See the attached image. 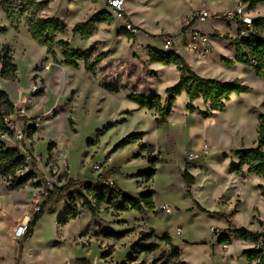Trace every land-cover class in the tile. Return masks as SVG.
I'll use <instances>...</instances> for the list:
<instances>
[{
    "label": "rangeland",
    "instance_id": "1",
    "mask_svg": "<svg viewBox=\"0 0 264 264\" xmlns=\"http://www.w3.org/2000/svg\"><path fill=\"white\" fill-rule=\"evenodd\" d=\"M125 1L127 18L131 17L134 24L144 29V36L127 38L116 21L112 25L97 26L95 34L86 41L74 36L72 30L76 25L97 13H107V0L97 4L85 0H55L48 11L42 13V17L59 20L68 28L67 34L56 41L66 40L74 49L81 47L83 52L96 50L106 54L92 75L84 71L82 64L78 70L61 65L63 58L59 49L55 51V63L47 49L31 38L24 25L12 28L0 0V26L6 28L0 35V46L10 48L17 68L13 81L0 78V89L7 93L15 107L24 102L22 107L26 111L24 116L12 117L16 130L23 131L24 139L16 140L13 134L2 140L7 147L19 149L31 158L19 175L31 173L36 177L14 192L0 177V264L16 262L18 246L23 240L12 239L11 242L6 235L7 224L11 223L10 234L12 228L27 217L31 219L37 207L44 206L49 191L63 188L68 179L96 184L103 173L113 169L118 173L109 178L126 195L138 198L140 191L154 190L156 211L117 212L105 204H94L96 216H92L78 197L80 193L86 194L77 188L69 194L80 215L76 220L61 224L60 220L66 215L64 202L69 198L68 193L58 194L24 244L25 264H58L66 262L70 255L89 264H175L169 247L163 242L168 236L174 240L184 264H259L244 256L253 245L226 233L223 228L228 225L222 216L230 217L233 222L235 207L242 204L239 199L233 200L234 195H241L246 203L235 215L236 221L248 224L254 208H259V216L254 217L253 224L262 231L264 181L259 182V198L239 179L242 189L227 186L229 182L220 186L228 191L205 188L206 180L201 181L202 177L212 179L208 173H215L218 182L228 179L232 169L237 167V164L232 167L235 152L257 147L258 119L264 115V81L256 77L252 69L235 62L236 23L214 18L244 0ZM249 5L246 3V7ZM202 9H209L212 18L194 25V29L210 38V50L206 52L200 43L193 44L190 26H187L190 14ZM251 15L254 19L264 17V3L252 9ZM259 33L264 36L263 31ZM166 37L173 41L170 50L164 48ZM150 50L183 57L202 78L238 81L252 91L234 97L223 113L210 114L202 103H196L202 113L210 114L208 120L199 112L190 114L183 95L176 101L171 116L158 123L156 111L141 109L131 98L137 95L150 100L159 96L162 106L167 108L165 92L178 83L179 72L176 67L151 62ZM226 60L235 63L230 65ZM34 88L40 92L34 94ZM30 123L33 126L27 128ZM132 133H141L143 137L115 149ZM144 141L150 143L149 146L144 144L146 150L141 149ZM200 142L208 145V155L201 162L186 161V152L205 153L194 148ZM151 159L160 163L156 176L148 181L144 174L151 169ZM96 165L101 166L98 173L94 170ZM183 165L197 172L191 188L182 179ZM107 169L110 170L106 172ZM223 194L227 200L223 198L218 203L219 211L212 212L217 198ZM88 201L93 203L91 198ZM192 201L197 209H192ZM166 204L174 207V214L161 212L160 208ZM179 229L182 235L178 234ZM150 231L155 237L136 248L141 235ZM225 239L229 242L223 243ZM186 240L199 243L187 245ZM146 245H153L155 250L142 252ZM20 264H24L23 260Z\"/></svg>",
    "mask_w": 264,
    "mask_h": 264
},
{
    "label": "trees",
    "instance_id": "2",
    "mask_svg": "<svg viewBox=\"0 0 264 264\" xmlns=\"http://www.w3.org/2000/svg\"><path fill=\"white\" fill-rule=\"evenodd\" d=\"M55 0H1V6L6 13L7 19L12 28L18 29L24 25L31 36L40 46L47 49V54L51 56L55 63L57 49L60 50L63 58L61 65L78 70L80 65L86 73L94 75L98 66L105 60L106 54L99 53L93 50L90 53L74 49L66 40L56 41L58 37H63L67 34L68 28L59 20L44 18L42 13L48 11L49 6ZM97 4L100 0H85ZM250 4L251 10L259 4L264 3V0H244ZM113 18L108 13H97L87 19L84 23L76 25L72 34L79 36L82 41L90 39L96 32L99 25H112ZM259 31L264 32V17L255 18L253 32L245 38H237L234 43L236 48L235 62L250 68L255 73L256 77L264 81V36ZM6 32V28L0 26V35ZM127 38H132L127 32ZM133 39V38H132ZM150 61L160 63L166 67H176L179 72V81L172 87L166 89L167 108L162 106V100L159 96H153L150 100L135 95L131 101L137 104L141 109L148 111H156L159 114V123L161 120H166L172 114L175 103L178 98L186 94L188 99L187 110L190 114L199 112L204 120H208L210 114L223 113L228 107V104L236 96H241L250 93V87L239 84L238 81L225 82L213 79H206L196 74L187 63V61L176 54L165 55L158 51L150 50ZM233 60H226V63L234 65ZM17 68L13 63L10 48L8 46H0V78L4 81H13L16 78ZM111 92H114L110 90ZM197 101H202V105L210 114L202 113L195 106ZM14 103L4 91L0 89V177L8 182L10 191H17L26 186L36 177L29 173L28 175H19L27 168V157L20 152L19 149L9 148L5 145L2 137L12 136V131L8 128L5 120L14 114ZM257 147L250 149H241L235 152L238 158V166L233 170L237 175L243 173L247 169L249 175L261 178L264 181V115L258 119L257 128ZM143 134H129L121 142L116 145L115 149H121L125 146L135 143L142 139ZM146 150L145 146L141 147ZM153 152V148L149 147ZM160 163L157 159H151L149 165L150 171L145 173L146 180L152 181L157 174V165ZM118 173L114 169L108 173H103L96 184L68 179L63 188L49 191L47 200L40 211L34 215L29 224L26 236L18 246L17 264H20L23 253L24 244L32 237L34 228L46 212L47 208L53 202L58 194H67L69 197V205L66 210L65 218L60 220L61 224H66L71 220H76L79 217L78 207L74 198L69 194L70 191L80 188L86 196L80 193L78 197L84 201V206L87 207L92 216H96L94 204H105L117 212H143L155 210L154 190H143L138 198H133L126 195L116 185L107 187L104 184L105 179ZM182 179L188 188L195 185V179L184 171ZM100 187V189H98ZM262 196L264 197V188ZM91 198L93 203L88 201ZM120 200V201H119ZM201 209V208H199ZM228 225L226 233L235 235L240 241L249 243L254 246L252 250L244 252V256L251 262H259L264 264V228L259 233L251 232L245 228H237L230 217L222 216ZM155 237L153 231L144 233L136 242L135 247H140L141 242H148ZM163 242L169 247L171 256L175 264H184L181 262V253L175 248L170 239L165 237ZM224 242H229L225 239ZM142 252L151 253L155 250L153 245H146ZM75 264H89L86 260L76 261Z\"/></svg>",
    "mask_w": 264,
    "mask_h": 264
},
{
    "label": "built area",
    "instance_id": "3",
    "mask_svg": "<svg viewBox=\"0 0 264 264\" xmlns=\"http://www.w3.org/2000/svg\"><path fill=\"white\" fill-rule=\"evenodd\" d=\"M106 8H107V13L113 18L114 21L117 23L121 24L122 29L127 32L132 38H137L142 34V30L138 27H136L133 23H131L126 15V1L125 0H107L106 2ZM252 10L247 6L244 1H240L235 5L233 9H229L220 15H215L214 18L220 20V21H225L228 23H236L238 26V38H245L248 37L251 32H253V26H254V17L251 15ZM211 13L209 9H202L201 11H195L190 14V16L187 19V26H190L191 32L189 34L191 41L193 44L195 43H200L203 46V51H209L210 50V38L201 33L198 30L194 29V25L196 24H202L205 23L207 20L211 19ZM163 44L165 50H170L173 48V41L166 37L163 39ZM32 92L38 93L40 92V89L34 88ZM25 103H21L19 106L15 107V111L13 115H20L24 116L25 115V109L22 107L24 106ZM13 115L5 120L6 124L8 125V128L12 131V133L15 135L16 140H23L24 135L23 131L19 132L16 130V126L12 121ZM38 125V123H37ZM33 126V124L27 125V128ZM12 134V135H13ZM206 156V154L200 153V152H186L184 155V158L188 162L192 163H197L201 162L202 159ZM31 158L27 157V165L28 161H30ZM36 160L39 161V159L36 157ZM94 170L96 173L101 171V166L96 165L94 167ZM23 173V172H22ZM29 174V173H28ZM26 174V175H28ZM245 182V181H244ZM104 184L107 187H114L115 182L107 178L104 181ZM41 207H37L33 213V216L36 215L40 211ZM161 212L167 214V215H172L175 212L174 207L170 206L169 204L163 205L160 208ZM32 216V217H33ZM31 217V218H32ZM31 219H29L30 222ZM25 224L24 220L18 225L17 227H14L10 231V235L14 241H21L27 234L28 230V224ZM212 233H214L212 231ZM179 234H181V231H179ZM61 264H75L72 261H67Z\"/></svg>",
    "mask_w": 264,
    "mask_h": 264
},
{
    "label": "crops",
    "instance_id": "4",
    "mask_svg": "<svg viewBox=\"0 0 264 264\" xmlns=\"http://www.w3.org/2000/svg\"><path fill=\"white\" fill-rule=\"evenodd\" d=\"M128 20L131 22V23H133L134 24V22H133V20H132V18L131 17H129L128 16ZM136 27H138V28H140L141 30H142V34H141V36H144V29H142L141 28V26L140 25H136V24H134ZM146 36V35H145ZM149 47H151V45H150V43H149V45H148ZM76 50H81L82 51V48L81 47H79V49H76ZM177 76H179V74L177 75ZM185 96H186V94H184ZM187 98V97H186ZM179 99V98H178ZM177 99V100H178ZM202 103V101H197L196 103ZM187 103H188V99H187ZM195 103V104H196ZM203 106V105H202ZM146 139V138H145ZM145 142V141H144ZM148 145L149 146V144L150 143H148V142H145V143H142V146L143 145ZM144 145V146H145ZM183 148L184 147H186V146H182ZM194 148H196V149H199L200 151L201 150H203V151H205V153H206V155H208V153H209V151H210V149H209V147H208V145H206V144H202V142H200L199 144H196L195 145V147ZM208 148V149H207ZM135 152V151H134ZM134 152L133 153H131L130 154V156H129V158H128V162H129V160L131 159V157H132V155L134 154ZM235 161L232 163V167H234V165L235 164H237L236 166H238V158L237 157H234L233 158ZM236 168V167H235ZM234 168V169H235ZM182 169H183V171H185V169H186V167L183 165V167H182ZM234 169H232V172H231V175H229V178L228 179H225V180H223V181H219L218 182V179H217V177L215 176V173H208L209 175H211V177H212V179L211 180H207L206 178H201V181L203 182L204 181V179L206 180L205 181V188H210L211 190H214V189H218L219 191H228V188L226 189H223V188H221L220 186L221 185H223L225 182H229L228 183V185L227 186H233V189H237L238 187L239 188H241L242 189V186L239 184V182H238V180L237 179H239V180H241V181H245L244 183H245V188H247L248 190H252V191H255V193H256V196H257V198H259V195H261V192H260V190H259V182H261V181H263L261 178H259V177H256V176H253V175H249L248 174V172H247V169L245 168L244 169V171H243V173L242 174H240V175H237V174H235L234 172H233V170ZM110 169H107L106 170V172L107 171H109ZM187 170V172L194 178H197V172L195 171V169H192V167L190 168H187L186 169ZM108 173V172H107ZM233 173L235 174V175H233ZM202 184V183H201ZM212 184V185H211ZM220 184V185H219ZM237 186V187H236ZM117 187H119V185L117 184ZM193 187V186H192ZM249 187V188H248ZM120 188V187H119ZM72 191H74V190H72ZM71 192V191H70ZM142 191H140L139 192V195H140V193H141ZM67 196H68V194H67ZM69 198V197H68ZM225 199V200H227L226 198H225V196H224V194L221 196V197H219V198H217V200H216V206L214 207V208H212V212H217V211H219V206H218V203L222 200V199ZM235 199H239V200H241L242 201V204L239 206V207H235V214H234V217H232V219H233V224L237 227V228H245L246 230H248V231H251V232H257V233H259V231L256 229V227L257 226H255L254 224H253V221H254V217L255 216H259V208H254V210L252 211V213H251V217L249 218V223L248 224H246V223H242V222H237L236 221V216H237V214L238 213H240V209L242 208V206L243 205H245V199H243L242 198V196L241 195H238V194H235L234 195V199L233 200H235ZM196 201H197V199H196ZM228 202L231 204V199L229 198L228 199ZM154 203H155V201H154ZM197 203L201 206V207H203L204 205H203V203L202 202H200V201H197ZM64 204H66V209H65V211L67 210V207H68V205H69V201H66V202H64ZM191 205H192V209H197V208H194V203H193V201L191 202ZM232 207V205H230V209H232L231 208ZM156 203H155V210H153V211H147V210H145V211H143V212H141L142 214H144V212H151V213H153V212H155L156 211ZM236 215V216H235ZM8 222V221H7ZM10 223V222H9ZM8 226H7V230H6V235L8 236V238L10 239V241L11 242H13L12 241V238H11V236H10V234H9V230H10V228H11V223L10 224H7ZM259 226V225H258ZM226 226H224V230H227L228 229V226L225 228ZM13 229V228H12ZM179 231H181V234L180 235H182L183 234V231L181 230V229H179ZM178 234H179V232H178ZM230 236V235H229ZM170 236H168L167 238H169ZM165 238V237H164ZM163 238V239H164ZM170 239V241H171V243H172V245L175 247L176 246V244H175V242H174V240L172 241V239L171 238H169ZM185 243L187 244V245H194V244H197V243H199V242H194V241H185ZM176 248V247H175ZM14 250H15V256L17 255V249L14 247ZM26 252H27V250L25 249V251H24V253H23V257H22V260H23V263L25 264V255H26ZM15 259V258H14ZM17 259H18V257L15 259V261L16 262H13V264H17ZM22 260H21V262H22ZM65 261L67 262V261H79L78 259H75L74 258V256L73 255H70V256H68L66 259H65ZM20 262V263H21ZM62 263H64V262H62ZM249 263V262H248ZM58 264H61V263H58Z\"/></svg>",
    "mask_w": 264,
    "mask_h": 264
},
{
    "label": "bare ground",
    "instance_id": "5",
    "mask_svg": "<svg viewBox=\"0 0 264 264\" xmlns=\"http://www.w3.org/2000/svg\"><path fill=\"white\" fill-rule=\"evenodd\" d=\"M29 219H30V218L27 217V220H26V221L24 220L25 224H27V223L29 222Z\"/></svg>",
    "mask_w": 264,
    "mask_h": 264
}]
</instances>
